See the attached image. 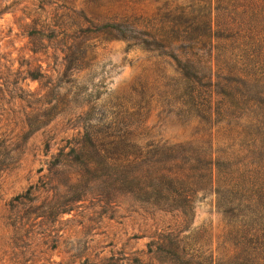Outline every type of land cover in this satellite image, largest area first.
Returning <instances> with one entry per match:
<instances>
[{
  "label": "rangeland",
  "instance_id": "obj_1",
  "mask_svg": "<svg viewBox=\"0 0 264 264\" xmlns=\"http://www.w3.org/2000/svg\"><path fill=\"white\" fill-rule=\"evenodd\" d=\"M165 1L0 0V264H157L147 246L178 225L176 213L115 185L107 158L88 151L95 166L85 167L58 154L89 127L164 146L211 139L215 150L225 136L179 116L168 59L94 35V50L70 77L63 38L30 35L43 26L101 28L133 14L152 20ZM40 67L44 80L28 78ZM214 200L198 202L185 226L215 251L225 225Z\"/></svg>",
  "mask_w": 264,
  "mask_h": 264
},
{
  "label": "trees",
  "instance_id": "obj_2",
  "mask_svg": "<svg viewBox=\"0 0 264 264\" xmlns=\"http://www.w3.org/2000/svg\"><path fill=\"white\" fill-rule=\"evenodd\" d=\"M165 3V13L152 20L133 14L101 28L58 32L43 26L30 36L48 42L63 38L70 77L94 50V35L168 59L179 116L205 131L217 128L227 143L217 150L211 139L164 146L131 134L101 137L89 127L58 157L95 166L86 158L93 151L109 160L115 185L176 213L178 225L152 237L147 246L157 264H264V0ZM27 76L46 78L41 67ZM21 82L18 78L13 86ZM207 197L215 198L225 225L224 241L215 251L204 249L185 226Z\"/></svg>",
  "mask_w": 264,
  "mask_h": 264
}]
</instances>
